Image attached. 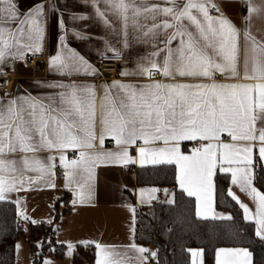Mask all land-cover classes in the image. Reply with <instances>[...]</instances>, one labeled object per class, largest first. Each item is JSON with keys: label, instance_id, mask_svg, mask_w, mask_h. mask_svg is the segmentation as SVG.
I'll use <instances>...</instances> for the list:
<instances>
[{"label": "snow or ice", "instance_id": "1", "mask_svg": "<svg viewBox=\"0 0 264 264\" xmlns=\"http://www.w3.org/2000/svg\"><path fill=\"white\" fill-rule=\"evenodd\" d=\"M163 2L171 6L149 5L147 0H104L106 5L119 12L125 27L131 8L134 25L142 38L155 42L156 51L152 53L155 59L141 60L134 72L122 75L151 78L159 73L172 82L132 85L113 81L110 85H103L98 137L93 85H78L75 82L51 84L49 87L62 91L47 98V103L31 95H16L12 99L0 97V200L6 199V192L23 188L26 179L31 186L53 175L57 157L49 155L46 160H41L34 155L37 152L59 153L60 163L65 168L66 186L75 183L80 202H84L92 198L90 181L96 164L136 163L128 148L137 140L145 146L162 141L164 147L138 148L141 165L146 161L153 165H177L180 187L189 197H196L197 214L202 215L211 211L213 177L219 164L221 172H231L232 184H238L241 191L257 202L256 236L264 241V195L252 187L250 168L256 142L259 143V157L264 159V45H258L255 37L245 30V41H252V55L249 56L248 48L242 50L239 45L241 30L222 13L215 17L210 15V8L215 7L210 0ZM245 6L249 13L260 11L251 4V0H245ZM216 10L219 12L218 8ZM97 14L105 16L100 8H97ZM44 15L43 4L21 13L14 0H0V75L5 74L3 66L6 61H25L29 53L35 55L42 51ZM142 15L151 20L150 25L140 23L137 18ZM159 16L164 18L158 22ZM248 20L249 17H245V25ZM174 41L177 42L175 46ZM160 44L164 47L160 48ZM112 51L114 55H120L115 49ZM241 63L244 69L242 76ZM81 67L86 72H94L83 57H79L77 62L74 53L73 58L62 54L50 58V69L61 73L70 75ZM217 74L236 82L218 83L215 81ZM189 79L199 82H183ZM112 89H116L115 93L111 92ZM110 97L111 107H108L105 101ZM223 133H227L235 143L223 142L220 139ZM109 136L115 140L118 151H84L93 149L97 138L102 148ZM186 140L208 143L196 148L191 155H185L180 150V142ZM69 148L80 150L79 159L66 161L64 150ZM17 153L24 155L18 159L11 158ZM225 164L244 166L232 168L225 167ZM27 172L39 175L26 177ZM46 186L54 188L55 184L49 182ZM229 195H232L230 191ZM233 199L236 197L233 196ZM199 202L204 205V213L200 211ZM240 206L248 218L249 209L243 204ZM20 214L23 216V213ZM23 218L29 219L27 216ZM218 218L231 219L226 216ZM129 247L140 254L147 251L135 244ZM68 248L71 250L73 245L69 244ZM96 248L102 257L97 264H113L110 257L120 255L115 249L99 243H96ZM192 254L200 255L198 252ZM124 255L126 257V253ZM241 255L242 264H252L251 253L247 249H220L218 252V256L224 257ZM145 259L142 255L138 257L139 264H144ZM115 264H126V261H116ZM218 264L230 262L223 259L218 260Z\"/></svg>", "mask_w": 264, "mask_h": 264}, {"label": "crops", "instance_id": "2", "mask_svg": "<svg viewBox=\"0 0 264 264\" xmlns=\"http://www.w3.org/2000/svg\"><path fill=\"white\" fill-rule=\"evenodd\" d=\"M19 11L21 13L26 12L37 4H43L45 15L43 17L44 39L42 42V51L38 54H42L43 60L39 61L40 68L27 65L26 61H6L4 71H13L15 78L13 80L12 92L3 97L4 99H12L16 95L28 96L31 95L34 98H38L39 101L47 103V98L55 96L58 92L62 91L60 88H51V84H70L75 82L78 85H93L96 92V111H97V137L99 136V116H100V103L104 93L103 85H110L113 81L120 82L122 84H148L154 81L171 83V80L166 79L160 74H156L151 78L141 77L136 75H122L124 72L132 73L136 70L138 62L146 60L147 58H153L152 53L156 51L154 46L155 42L143 39L141 33L134 25L132 19L131 8L128 15L129 20L127 27H125L124 20L119 12L112 8L111 5H106L104 0H14ZM139 2V0H138ZM149 5L159 4L161 7L171 6L165 4L163 0H147ZM211 4H214L216 9H219L213 17L223 14L231 23L240 31L239 45L243 50L247 47L249 50V56L252 55V41H245L244 31L247 30L255 37L258 45H264V0H251V4L257 6L260 9L258 13H249L248 7L245 6V0H210ZM97 8H100L105 12V16L101 17L97 14ZM211 10V8H210ZM148 15V14H145ZM245 17H249L248 24L245 25ZM164 17L159 16V20ZM142 24H151L150 19H145V16L137 18ZM105 20L108 22L105 23ZM61 21L63 26H61ZM63 38V39H61ZM177 42H173L175 46ZM160 48L164 45L160 44ZM113 49L120 53L119 56L124 57V61L120 64L117 74L115 76H109L108 73L102 71L99 67L100 58L105 55L117 56L113 54ZM83 57L87 65L90 66L93 73L86 72L83 67L79 71H73L70 75L61 73L55 69H50V58L57 54H62L65 57L73 58ZM249 71H251V64L249 65ZM244 69L241 63L240 74L243 75ZM183 79V78H182ZM215 81L218 83H234L235 80H225L223 76L217 74ZM183 82H199L192 81L191 79ZM210 82V81H204ZM244 83H256L257 81H240ZM116 89H112L111 92L115 93ZM1 97V96H0ZM108 107H111V97L105 101ZM260 125L258 124L257 127ZM220 139L225 143H235L227 135V133L221 134ZM188 143L189 148H185L184 144ZM207 141L191 140L181 141L180 150L185 155H191L192 152L201 147ZM242 143V142H240ZM143 145L141 140H137L136 143L128 148L129 155L136 159V163H112L103 162L98 163L93 167L92 179L90 181L92 185V198L80 202L77 195L78 188L75 183L66 186L65 168L60 163L59 153L52 151H41L34 155L41 160H46L49 155H55L57 157L55 164L56 167L53 170L51 177H45L43 181H39L36 184L29 186L27 179L23 188L19 190L6 192L5 200H12L16 204L18 215L21 219V224L26 232L16 244V258L18 257L19 250H22V255L26 258L28 264L31 263V245L29 236L31 233L32 221L36 223L47 222L52 223L55 227V239L58 242L65 244L64 253L59 256H47L51 257L52 264H72L74 249L79 243L90 242L95 245V261L102 257L98 254L99 250L96 248V243L101 246L115 249L118 256H112L110 259L115 264L116 261L125 260L126 264H139L138 257L141 255L145 257L146 252L143 254L137 253L129 245L135 244L137 248H144L147 251L151 250L153 253L154 248L146 246L139 242L136 238V208L139 206L151 204L152 199L160 197L161 200L170 198L173 199V190L169 186H154V185H138L137 182V168L139 166L149 165L151 163L145 162L144 165L139 163L138 148ZM145 147H164L162 141H157L155 144L147 145ZM259 143L256 142V146L252 152V164L250 165L253 180L252 187L264 195L254 184V163L256 156L259 157ZM88 152H116L118 147L115 140L112 137H106L101 148L99 139L95 141V147L93 149H85ZM72 152H75L76 156H72ZM79 149H66L64 155L66 161L79 159ZM22 153L14 154L11 158L18 159ZM27 155H33L28 153ZM260 158V157H259ZM264 165V159L260 158ZM130 166H133L131 169ZM225 167H243L242 164L224 165ZM219 164L215 170H219ZM177 169V182L180 187L178 176L179 169ZM220 171V170H219ZM230 174V187L229 191L232 193V197H236V201L241 205L247 206L249 209L248 218L244 209L242 208L243 215L246 220L252 221L258 228L256 223L255 212L257 208V202L253 200L246 192L241 191L238 184H232V174ZM87 176V173H83ZM39 174L36 172H27L26 177H36ZM54 183L55 187H47V183ZM213 191L211 211L205 214L198 215V201L195 196L196 214L198 217L213 218L219 216L229 217L231 214L228 211L219 210L215 206V175L213 177ZM182 189V188H181ZM155 190V191H153ZM85 191L87 189L85 188ZM67 195L66 200H62L59 205H56L57 201L62 195ZM165 196V199L163 198ZM18 201V203H16ZM76 201V203H73ZM200 203V211L204 213V205ZM134 209V211H133ZM64 210L58 218L56 216L58 211ZM23 216H27L29 219H24ZM25 237V238H23ZM21 239L24 240L21 242ZM72 244L73 248L70 250L68 245ZM220 249L225 250H238L247 249L251 253V262L253 264L252 251L244 246H223L219 247L216 251L215 264H218V260L226 259L230 264H242L243 257L233 256L224 257L218 256ZM193 252H198L200 255L193 256ZM126 253V257L125 254ZM156 254V253H155ZM47 257L44 259L46 260ZM146 258V257H145ZM44 260V261H45ZM195 261V264H204V253L200 248H193L191 250V262ZM144 264H155L145 259Z\"/></svg>", "mask_w": 264, "mask_h": 264}, {"label": "trees", "instance_id": "3", "mask_svg": "<svg viewBox=\"0 0 264 264\" xmlns=\"http://www.w3.org/2000/svg\"><path fill=\"white\" fill-rule=\"evenodd\" d=\"M184 147L189 148V144ZM254 167V184L264 193V165L257 156ZM137 182L173 190L172 200L136 208V238L155 249V264H192L193 248L203 250L204 264H215L216 251L223 246L247 247L253 253V264H264V241L256 236L255 223L245 219L240 204L229 195L228 172L218 170L215 174V206L230 212L231 219L198 217L194 197L178 186L175 164L139 166ZM67 197L62 195L56 205ZM63 213L64 210L58 211L57 218ZM25 234L15 202L0 200V264H16V244ZM29 237L30 264H43L45 257H59L65 251V244L55 239L52 223H33ZM95 252L92 243L77 244L72 264H94Z\"/></svg>", "mask_w": 264, "mask_h": 264}, {"label": "built area", "instance_id": "4", "mask_svg": "<svg viewBox=\"0 0 264 264\" xmlns=\"http://www.w3.org/2000/svg\"><path fill=\"white\" fill-rule=\"evenodd\" d=\"M216 13V7L211 8L210 15H214ZM43 60L42 54H31L29 53L25 57V61L27 65L34 66L36 68H40L39 61ZM124 61L123 56H109L105 55L100 58L99 67L102 71L108 73L109 76H115L117 74L118 68L120 64ZM4 75H0V96L6 97L12 92L13 80L15 78V73L13 71H4ZM159 74V73H157ZM7 94V95H5ZM72 156H76L75 152H72ZM132 169L133 166H130ZM161 200L160 197H156L152 199L151 204L158 203ZM151 250L146 251L145 257L146 260L150 262H155L156 254L153 256Z\"/></svg>", "mask_w": 264, "mask_h": 264}, {"label": "rangeland", "instance_id": "5", "mask_svg": "<svg viewBox=\"0 0 264 264\" xmlns=\"http://www.w3.org/2000/svg\"><path fill=\"white\" fill-rule=\"evenodd\" d=\"M163 198L165 199V196H163ZM166 200H170V198H168ZM23 238H25V237H23ZM23 241L24 240L21 239V242H23ZM154 252H155V249H154ZM46 262H51V264H52L51 257H47V259L45 261H43V264H46ZM16 264H28V262H26V258H24V256L22 255V250H19L18 257L16 258Z\"/></svg>", "mask_w": 264, "mask_h": 264}]
</instances>
